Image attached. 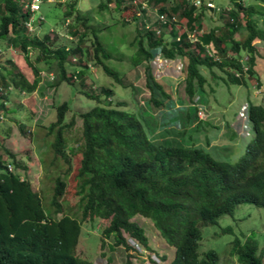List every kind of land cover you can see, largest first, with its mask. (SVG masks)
<instances>
[{
    "label": "trees",
    "instance_id": "16d2710c",
    "mask_svg": "<svg viewBox=\"0 0 264 264\" xmlns=\"http://www.w3.org/2000/svg\"><path fill=\"white\" fill-rule=\"evenodd\" d=\"M31 1L0 0V39L9 36L10 45L20 50L33 75L29 80L21 71H16L10 60L8 67L0 63V120L10 113L7 106L9 91L31 93L39 87L42 70L30 61L31 51H37V62L43 61L53 69L55 73L48 75L55 85L62 81L74 82L77 78L84 82L86 65L83 69L76 67L68 74L70 64L80 65L85 54L83 43L87 34L68 23L76 6L69 3L64 14L63 22L71 39L77 38L76 45L70 47L56 45L57 41L48 35L42 38L29 36L26 23L33 16L28 7ZM43 1L46 0H40V7ZM244 1L231 0L232 6L228 8L224 22L201 33L197 30L201 28L203 0L199 4L194 0H137L135 5L133 0L99 2L100 10L108 9L111 4L117 10L136 5L140 10L133 16L138 19L139 26L135 38L137 48L131 60L135 67L145 64L144 84L150 92L149 109L145 107L138 111V116L136 112L118 107L124 103L112 106L107 101L113 94L112 89L104 86L99 88V94L85 93L97 104L79 114L82 143L76 148L80 149L81 158L75 174L78 215L63 212L61 198L66 181L60 175L54 178L48 207L43 205L42 195L33 190L31 182L13 170L12 167L24 166L3 146L4 137L0 134V264H94L79 256L76 249L82 223L97 218L108 220L101 232V246L104 238H112L115 246L130 250L133 247L127 243L129 237L143 249H150L143 228L133 221L136 216L151 220L162 240L174 248L172 264L218 263L215 250L208 249L201 256L198 253L200 226L215 224L220 216L232 214L242 202L264 208V106L248 104L249 140L234 163L214 158L195 145L194 132L205 123L198 117V107L195 108L198 122L189 134V145L155 140L160 123L153 111L171 109L176 102L180 106L185 102L194 103L196 92L204 91L207 83L200 67L220 70L224 74L222 80L229 84L242 85L246 76L256 77L254 66L258 52L254 40L264 41V28L258 26L255 16H264V0H250L246 6ZM148 9L156 11V26L147 14ZM36 14L42 16L40 10ZM158 15H166L168 21L160 23ZM74 19L84 29H91L89 18L76 14ZM181 19H185V30L177 34L174 25ZM43 21L44 17L40 24ZM242 26L247 33L237 39L235 36ZM162 27L169 28L168 33L174 37L172 40L166 39ZM190 34L197 41H192ZM91 35L93 48L92 51L87 48L89 59L123 86L121 75L104 62L112 57L111 53L105 49L95 29L91 30ZM208 47L213 50V55L207 52ZM157 51L165 58L180 61L179 80L169 77L172 82L183 81L184 95L179 96L178 101H173L170 87L167 89L151 72L150 61ZM257 85H260L259 81ZM67 110L66 102L56 106V120L39 127L53 135L50 166L58 167L60 158L68 172L73 150L67 146L65 128L72 126L74 120L65 123ZM19 129L25 133L27 127L19 123ZM235 136L236 132L231 130L229 139ZM205 144H209L208 139ZM223 231L232 232L229 227ZM230 255L238 264H263L264 246L260 247L252 235L243 239L235 236ZM131 258L127 254L123 264H132Z\"/></svg>",
    "mask_w": 264,
    "mask_h": 264
},
{
    "label": "rangeland",
    "instance_id": "374dc122",
    "mask_svg": "<svg viewBox=\"0 0 264 264\" xmlns=\"http://www.w3.org/2000/svg\"><path fill=\"white\" fill-rule=\"evenodd\" d=\"M100 1L46 0L41 3L39 10L44 21L40 24V15L36 14L34 16L35 23L28 29L29 36L35 35L42 38L44 35H48L57 41L56 45L70 47L76 45L77 38L71 39L66 23L63 22L64 14L69 3L76 6L77 10L69 17L68 23L70 22L69 25L75 26L78 31L87 34L83 43L85 54L80 59V65L70 64L68 74L76 70V67L83 69L86 65L84 82L82 83L77 78L74 82L62 81L55 85L48 75L51 72L55 73L53 69H50L43 61L37 62L35 60L37 51H31L29 54L30 61L42 70V80L39 87L31 93H22L16 89L9 91L7 106L10 108V113L0 120V134L4 137L2 139L3 146L15 156L21 166H24V168L12 167L13 170L31 182L33 190L42 195L43 205L46 208L51 198L54 178L57 175L63 177L66 181L65 193L61 198L63 212L77 213V215L79 214V196L76 194L75 174L81 153L80 149L76 147L82 143L79 114L97 104L95 99L90 98L85 93L96 95L100 93L99 88L102 86L111 88L113 94L107 101L115 107L119 103H124V106L118 107L126 111L136 112L138 116V111L147 108V99L150 95L144 84L145 64L135 67L131 60L137 48L135 38L137 37L136 29L139 26L138 19L135 20L133 16L139 14L140 10L137 5L134 8L126 6L117 10L113 4L109 5L108 9L100 10L98 8ZM203 1V17L201 28L197 30L198 33L221 25L224 22L223 18L228 14V8L232 6L231 0ZM208 2L215 5V11L208 8ZM244 3L246 6L251 1L245 0ZM124 4H127V1ZM146 11L156 26L158 24L156 11L154 9ZM76 14L89 18L91 29H84L80 22L74 21ZM255 19L258 26L264 28V16L256 15ZM184 23L185 19H181L174 25L173 30L177 34L181 33L185 30ZM92 29L97 31L99 40L105 49L111 53L112 57L104 62L121 75L123 86L114 81L100 67H96L93 60L89 59L87 48L92 51ZM161 30L164 31L165 37L169 41L174 38L168 33L169 28L162 27ZM246 33L245 27L242 26L235 37L237 39L243 38ZM192 41L195 42L194 39ZM254 45L258 52L254 66L256 77L248 78L246 76L245 84L242 85L229 84L222 80L221 77H224V74L220 70L200 67V72L207 82L205 92L198 90L194 96L196 101L193 99L194 103L192 104L185 102L184 105L180 106L179 102H176L177 104L171 109L154 110V116L160 123V131L157 132L154 139L167 143L189 145L191 143L189 134L198 122L195 117V108L202 103L206 112L201 114V117H204L202 120L206 124L201 123L198 128L199 131L194 132L196 135L193 138L195 145L204 148L214 158L229 163L236 162L244 152L249 140V129L246 121L248 104L255 103L264 106V41L254 40ZM9 60L13 63L16 71H21L29 80H32V71L23 54L17 47L10 45L9 36H7L6 39H0V63L8 67L7 62ZM155 63L156 65L152 66L151 72L158 81L161 80L162 84L166 85L167 89L170 87L173 101H178L179 96L184 95L183 81L172 82V78L169 77L173 76L179 80L181 74L180 61L173 59L172 62H169V60L161 59L160 62L156 60ZM258 81L260 85H257ZM155 93L157 94V91ZM63 102L68 104L65 123L74 120L72 126L65 128L67 146L73 150V154L70 155L71 167L68 172L67 166L60 158H58V167L56 165L50 166L49 162L53 156L50 143L53 140V135L47 134L46 128L39 127L40 124L48 126L56 120L55 108ZM19 123L27 127L25 133L20 131ZM231 130L236 132V136L232 140L229 139ZM206 139H208V145L205 144ZM223 146L226 148L221 149ZM2 154L6 156L5 152ZM133 221L143 228L149 240L150 249H142L136 240L129 237L127 243L135 250L115 246L112 238H104L103 246H101V232L108 224V220L97 218L82 223L76 249L77 254L94 264H123L127 254L131 255L132 264H172L174 248L162 240L151 220L136 216ZM227 227L232 232H224L223 229ZM200 232L201 239L198 245L200 256L204 251L213 249L219 257L217 264H238L236 258L230 255L231 241L235 236L243 239L247 235H252L259 242L260 247H263L264 208L242 202L233 209L232 214L220 216L215 224L200 226ZM138 245L139 248L137 249Z\"/></svg>",
    "mask_w": 264,
    "mask_h": 264
},
{
    "label": "built area",
    "instance_id": "2783aa9c",
    "mask_svg": "<svg viewBox=\"0 0 264 264\" xmlns=\"http://www.w3.org/2000/svg\"><path fill=\"white\" fill-rule=\"evenodd\" d=\"M195 1V4H199V2H200V0H194ZM133 3L134 4H137V0H133ZM143 6L142 7H144V3L142 4ZM207 6L209 7V8H215V5L212 3V2H208L207 3ZM29 9H30V11L33 13V17L31 18V20L29 21V22H27L26 23V26L28 27V29L32 26V24H34L35 22H34V15H35V13L36 12H38L39 11V8H40V0H32L30 3H29ZM40 18V20H42L43 19V17L42 16H40L39 17ZM39 20V21H40ZM158 20H159V22L160 23H162V24H165L167 21H168V19H167V17H166V15H158ZM173 21H175L174 19H173ZM189 38H191V40L192 39H194L195 41H197V38H195L192 34H190L189 35ZM177 40H179V38H177ZM207 52L210 54V55H213V50L212 49H210L209 47L207 48ZM161 59H163V60H169V62L171 61L172 62V60L173 59H169V58H165V57H163L162 55H161V53L159 52V51H157V53L155 54V56H154V58L150 61V65H151V70H152V66H154V65H156V60H157V62L159 61H161ZM246 69V68H245ZM195 100V99H194ZM196 101V100H195ZM201 105V106H200ZM200 105L198 106L197 105V107H198V117L199 118H201V119H203L204 117H201V114H204L205 113V106L202 104V103H200ZM138 244V243H137ZM136 247V246H135ZM139 248V245H138V247H137V249ZM143 249V248H142Z\"/></svg>",
    "mask_w": 264,
    "mask_h": 264
}]
</instances>
